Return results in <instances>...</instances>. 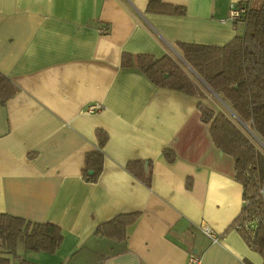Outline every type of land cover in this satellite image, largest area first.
<instances>
[{"label": "crops", "instance_id": "1", "mask_svg": "<svg viewBox=\"0 0 264 264\" xmlns=\"http://www.w3.org/2000/svg\"><path fill=\"white\" fill-rule=\"evenodd\" d=\"M163 1L184 13L147 12V0H0V72L17 87L0 103V213L62 234L53 253L19 250L26 262L188 264L192 255L197 264H264L231 226L242 186L200 119L199 98L155 86L135 64L140 54L176 55L180 42H229L244 31L230 5L261 0ZM124 53L132 67L121 65ZM98 149L102 170L90 181L85 156ZM130 161L150 168L149 184ZM127 213L138 218L125 239L95 234Z\"/></svg>", "mask_w": 264, "mask_h": 264}, {"label": "trees", "instance_id": "2", "mask_svg": "<svg viewBox=\"0 0 264 264\" xmlns=\"http://www.w3.org/2000/svg\"><path fill=\"white\" fill-rule=\"evenodd\" d=\"M238 4L245 7L238 19L244 24V31L229 42H180L176 51L182 60L173 54L159 58L140 54L135 64L155 86L199 98L200 119L209 124L214 146L232 157L234 178L242 186L243 206L231 226L250 249L264 258V0L255 6ZM146 11L181 15L184 8L163 0H147ZM121 65L132 67V55L124 53ZM16 91L14 83L0 72V103ZM212 94L223 103L209 101L208 95ZM96 135L101 148L106 133L98 130ZM164 157L171 162L174 152L165 149ZM102 163L101 149L86 154L83 176L95 181ZM126 169L149 184L151 170L140 161L128 162ZM137 218V213L117 215L98 225L95 234L121 241ZM61 240L60 227L54 223L0 213V264H11L13 258L17 259L16 264H30L20 258L19 250L53 253Z\"/></svg>", "mask_w": 264, "mask_h": 264}, {"label": "built area", "instance_id": "3", "mask_svg": "<svg viewBox=\"0 0 264 264\" xmlns=\"http://www.w3.org/2000/svg\"><path fill=\"white\" fill-rule=\"evenodd\" d=\"M245 11V7H243L242 5H239V4H232L230 5V9H229V16L231 19H233L234 21L238 20L242 13H244ZM104 29V28H103ZM102 29V30H103ZM104 31H106L104 29ZM101 107L100 104H95V105H90L87 109L88 112H95L97 110H99ZM250 225V229L252 228V225ZM202 231L209 237L211 238L213 241H216L217 238L216 236L214 235V232L208 228L207 226H202ZM198 263V260L196 257L190 255V257L188 258V264H197Z\"/></svg>", "mask_w": 264, "mask_h": 264}, {"label": "rangeland", "instance_id": "4", "mask_svg": "<svg viewBox=\"0 0 264 264\" xmlns=\"http://www.w3.org/2000/svg\"><path fill=\"white\" fill-rule=\"evenodd\" d=\"M175 57H177L178 59H180L179 57H178V53L176 54V55H174ZM181 60V59H180ZM208 98H209V101H218L217 103H223L221 100H220V98L217 96V95H215V94H212V95H208ZM11 264H15L14 263V261H13V259H11Z\"/></svg>", "mask_w": 264, "mask_h": 264}, {"label": "water", "instance_id": "5", "mask_svg": "<svg viewBox=\"0 0 264 264\" xmlns=\"http://www.w3.org/2000/svg\"><path fill=\"white\" fill-rule=\"evenodd\" d=\"M178 57L181 59V57L178 55ZM182 60V59H181Z\"/></svg>", "mask_w": 264, "mask_h": 264}]
</instances>
